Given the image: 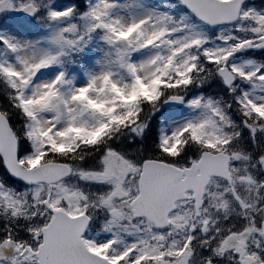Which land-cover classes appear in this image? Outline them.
Listing matches in <instances>:
<instances>
[{
	"label": "snow or ice",
	"instance_id": "snow-or-ice-1",
	"mask_svg": "<svg viewBox=\"0 0 264 264\" xmlns=\"http://www.w3.org/2000/svg\"><path fill=\"white\" fill-rule=\"evenodd\" d=\"M0 264H264V0H0Z\"/></svg>",
	"mask_w": 264,
	"mask_h": 264
}]
</instances>
